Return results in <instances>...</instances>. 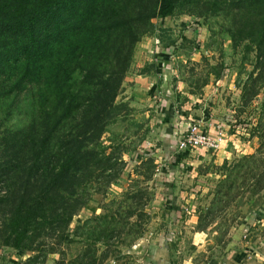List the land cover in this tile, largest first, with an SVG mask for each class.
<instances>
[{
    "label": "rangeland",
    "instance_id": "374dc122",
    "mask_svg": "<svg viewBox=\"0 0 264 264\" xmlns=\"http://www.w3.org/2000/svg\"><path fill=\"white\" fill-rule=\"evenodd\" d=\"M234 1L180 0L145 25L64 242L58 230L34 250L0 237V264H264V88L251 94L261 71L241 34L256 17ZM0 64L1 228L19 157L1 138L40 128L41 82L17 90L21 62ZM77 122L62 131L75 136ZM192 130L215 145L182 147Z\"/></svg>",
    "mask_w": 264,
    "mask_h": 264
},
{
    "label": "trees",
    "instance_id": "16d2710c",
    "mask_svg": "<svg viewBox=\"0 0 264 264\" xmlns=\"http://www.w3.org/2000/svg\"><path fill=\"white\" fill-rule=\"evenodd\" d=\"M178 2L0 0V63L21 62L13 85L17 90L27 82H41L40 128L30 124L1 138L19 156L10 157L18 187L1 223L4 245L42 248L47 243L35 242L66 231L85 205L80 179L86 172L93 175L97 157L107 152L91 145L98 146L96 140L108 125L139 32L156 15H171ZM234 2L242 14L256 17L245 19L241 34L257 52L261 84L251 94L259 95L264 88V0ZM69 121L81 125L75 136L62 131ZM64 240L62 233L53 244Z\"/></svg>",
    "mask_w": 264,
    "mask_h": 264
},
{
    "label": "built area",
    "instance_id": "2783aa9c",
    "mask_svg": "<svg viewBox=\"0 0 264 264\" xmlns=\"http://www.w3.org/2000/svg\"><path fill=\"white\" fill-rule=\"evenodd\" d=\"M211 137H209L206 133L200 132V133H195L194 130L191 131V133H187L186 136H183L180 139L181 146L184 147L188 143L194 145V143H205V144H210L211 146H214L215 144L210 141ZM214 141V139H213Z\"/></svg>",
    "mask_w": 264,
    "mask_h": 264
}]
</instances>
